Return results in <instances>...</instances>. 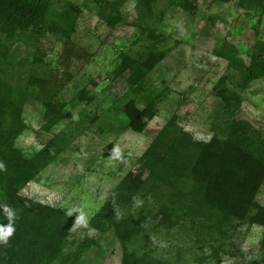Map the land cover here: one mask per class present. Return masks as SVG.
<instances>
[{
  "label": "rangeland",
  "instance_id": "1",
  "mask_svg": "<svg viewBox=\"0 0 264 264\" xmlns=\"http://www.w3.org/2000/svg\"><path fill=\"white\" fill-rule=\"evenodd\" d=\"M190 1L47 0L53 23L77 9L68 27L23 31L0 14V225L15 229L0 264L55 224L49 264H264V178L243 202L211 198L176 157L192 142L264 172V0ZM27 202L40 215L24 221Z\"/></svg>",
  "mask_w": 264,
  "mask_h": 264
},
{
  "label": "trees",
  "instance_id": "2",
  "mask_svg": "<svg viewBox=\"0 0 264 264\" xmlns=\"http://www.w3.org/2000/svg\"><path fill=\"white\" fill-rule=\"evenodd\" d=\"M182 6L186 10H190L193 14L196 7L194 1L181 0ZM47 0H0V14L4 23L21 31L28 28H38L52 24V28H58L60 23H64L68 27L71 14L76 12V8L71 5L68 10L64 11L59 20L53 23V16L49 11ZM72 18V17H71ZM261 63L259 57L252 55L251 65L248 68L249 79H256L263 74L260 73L259 64ZM215 95L221 99L222 102H230L231 98L238 101V95L227 89H216ZM11 93L10 89L5 85H0V108L10 104ZM145 123H140L131 118L129 127L135 132H141L144 129ZM177 149V145H172V151ZM186 153H178L177 160L192 162L193 171L196 175L204 181L207 191L211 194V198H238V201L243 202L245 198H252L256 195L261 181L264 178L262 169L251 166H243V162L238 163L235 160L224 161L223 159L215 158L214 155L209 154L205 145L189 143L188 148H185ZM223 157V156H222ZM22 164L28 166L33 165V161H25L22 159L18 161L16 167ZM210 200V198L208 199ZM215 201V199H213ZM26 209L22 211L21 219L27 221L30 213L38 211L35 210V205L31 202L26 203ZM234 212L239 213L241 209L236 206L230 207ZM48 213H55L47 210ZM46 224L51 225L50 216L45 218ZM68 229V225L55 224L45 233L42 229L37 228L36 233L26 230L24 233L31 235L33 238L25 239L24 248L29 250L31 257L26 259L23 264H49L56 259L57 251L61 249L62 240L65 238L64 232ZM6 252V249H3ZM22 255H24L22 253ZM2 264H9L5 261Z\"/></svg>",
  "mask_w": 264,
  "mask_h": 264
},
{
  "label": "clouds",
  "instance_id": "3",
  "mask_svg": "<svg viewBox=\"0 0 264 264\" xmlns=\"http://www.w3.org/2000/svg\"><path fill=\"white\" fill-rule=\"evenodd\" d=\"M114 157L116 159L120 158L119 149H113ZM5 169V165L2 161H0V171ZM4 212L7 213V216L9 220L13 218V211L8 207L4 206ZM83 222V217L78 216L76 218V223L79 225ZM15 231L14 227L11 225V223L7 226L0 225V245L7 246L9 243V239L12 237L13 232Z\"/></svg>",
  "mask_w": 264,
  "mask_h": 264
}]
</instances>
